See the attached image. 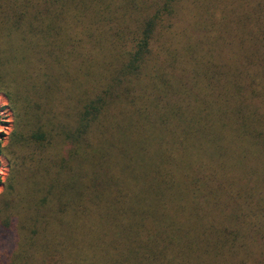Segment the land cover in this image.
Instances as JSON below:
<instances>
[{"label": "trees", "instance_id": "1", "mask_svg": "<svg viewBox=\"0 0 264 264\" xmlns=\"http://www.w3.org/2000/svg\"><path fill=\"white\" fill-rule=\"evenodd\" d=\"M0 91V264H264V0H0Z\"/></svg>", "mask_w": 264, "mask_h": 264}, {"label": "rangeland", "instance_id": "2", "mask_svg": "<svg viewBox=\"0 0 264 264\" xmlns=\"http://www.w3.org/2000/svg\"><path fill=\"white\" fill-rule=\"evenodd\" d=\"M0 133L1 145L4 149L0 153V198L5 195L9 185L16 180L22 173L21 171L27 164L20 165L24 159L19 147L14 146L11 142V133L15 125L14 112L10 107L6 94L0 91ZM18 184H23L16 181Z\"/></svg>", "mask_w": 264, "mask_h": 264}]
</instances>
